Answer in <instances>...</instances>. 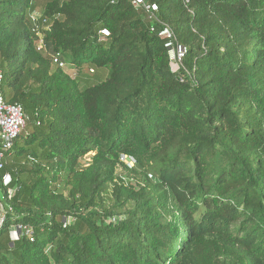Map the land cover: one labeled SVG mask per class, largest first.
Returning a JSON list of instances; mask_svg holds the SVG:
<instances>
[{"label":"trees","instance_id":"1","mask_svg":"<svg viewBox=\"0 0 264 264\" xmlns=\"http://www.w3.org/2000/svg\"><path fill=\"white\" fill-rule=\"evenodd\" d=\"M144 1L0 0V264H264V0Z\"/></svg>","mask_w":264,"mask_h":264},{"label":"built area","instance_id":"2","mask_svg":"<svg viewBox=\"0 0 264 264\" xmlns=\"http://www.w3.org/2000/svg\"><path fill=\"white\" fill-rule=\"evenodd\" d=\"M133 2L135 5H143L147 11L151 13L158 10L156 3L147 4L144 0H133ZM154 29L155 28H153V30ZM155 31L167 49L172 68L176 70L182 64L188 52V47L178 41L175 31L169 25H163L155 29ZM101 32L104 35L109 34L108 29H103ZM41 47H43L42 40L39 43V48ZM54 62L65 70L68 67V64L61 59L60 54L54 56ZM2 79L3 74L0 71V82ZM26 118V112L21 104L6 102L0 86V169H3L5 166L4 150L14 145V142L25 128ZM122 159L128 161L125 155L122 156ZM149 176L152 175L150 174ZM9 178V175L4 177L5 181H8ZM66 224L67 221L65 222V226Z\"/></svg>","mask_w":264,"mask_h":264},{"label":"rangeland","instance_id":"3","mask_svg":"<svg viewBox=\"0 0 264 264\" xmlns=\"http://www.w3.org/2000/svg\"><path fill=\"white\" fill-rule=\"evenodd\" d=\"M33 17L36 20L39 19L41 17V12L40 11H35L33 13ZM67 64H68V67H67L66 71L69 72L72 75L73 73L76 72L77 68L73 64H70V63H67ZM84 69H86V68H84ZM86 70H88V69H86ZM8 79H9V76H7V80ZM19 231H20V227H18V226H13L12 227V232H13L14 236H16L19 233Z\"/></svg>","mask_w":264,"mask_h":264}]
</instances>
